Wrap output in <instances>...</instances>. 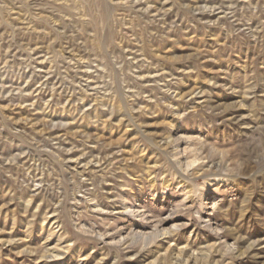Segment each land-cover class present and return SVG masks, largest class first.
<instances>
[{
	"label": "rangeland",
	"instance_id": "374dc122",
	"mask_svg": "<svg viewBox=\"0 0 264 264\" xmlns=\"http://www.w3.org/2000/svg\"><path fill=\"white\" fill-rule=\"evenodd\" d=\"M0 264H264V0H0Z\"/></svg>",
	"mask_w": 264,
	"mask_h": 264
},
{
	"label": "bare ground",
	"instance_id": "6f19581e",
	"mask_svg": "<svg viewBox=\"0 0 264 264\" xmlns=\"http://www.w3.org/2000/svg\"><path fill=\"white\" fill-rule=\"evenodd\" d=\"M197 164H199V163H197V161H193L190 165H189V167H193V166H195V165H197ZM194 168V167H193ZM188 169V168H187ZM216 167L215 166H212L210 169H207V170H210V171H212L213 172V174H215V172H216Z\"/></svg>",
	"mask_w": 264,
	"mask_h": 264
}]
</instances>
